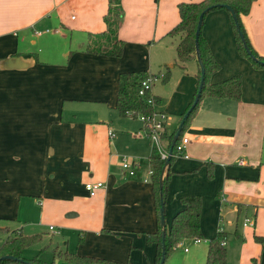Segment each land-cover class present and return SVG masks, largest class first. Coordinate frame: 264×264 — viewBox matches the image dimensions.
<instances>
[{
    "label": "crops",
    "instance_id": "0c3cea01",
    "mask_svg": "<svg viewBox=\"0 0 264 264\" xmlns=\"http://www.w3.org/2000/svg\"><path fill=\"white\" fill-rule=\"evenodd\" d=\"M192 1L200 0H121L123 53L109 56L85 49L90 35L106 27L108 0H0V233L6 234L0 246L13 231L40 233V242L49 238L40 248L53 246L52 258L27 255V248L23 256L64 264L58 252L70 251L120 264L155 261L157 244L148 235L160 228L161 213L151 151L130 157L140 163L137 175L124 171L120 145H131L140 133L107 118L104 106L115 108L122 72L157 74L169 65L167 83L178 67L168 104L161 91H152L160 97L158 111L168 121L178 118V127L197 93L199 64H174L178 42L170 38L177 35L169 32L180 21L178 4ZM242 24L264 56V0L253 2ZM202 33L221 64L211 81L240 72L243 93L240 99L204 95L191 115L183 135L188 156L173 150L164 173L167 230L185 207L181 198L200 195V239L225 231L235 236L226 240L231 264H264V244L255 239L264 236V68L241 55L226 8L206 15ZM41 42L44 48H36ZM86 181L103 186L90 195ZM243 211V226L233 230L225 216ZM248 218L254 225L245 224ZM12 220L22 225L10 228Z\"/></svg>",
    "mask_w": 264,
    "mask_h": 264
},
{
    "label": "trees",
    "instance_id": "16d2710c",
    "mask_svg": "<svg viewBox=\"0 0 264 264\" xmlns=\"http://www.w3.org/2000/svg\"><path fill=\"white\" fill-rule=\"evenodd\" d=\"M255 0H200L192 2H180L178 4V9L180 13V21L170 30L169 34L179 35V41L176 45V60L174 64L180 65L182 67L191 60H195L198 64V56L195 45L196 30L198 26V21L201 12L210 7L211 5H216L215 10L218 8H224L222 4H229L237 14L239 23L242 31L244 32L247 43L252 51L250 54L241 39L235 20L232 17V26L236 34L237 45L242 56L248 58L252 65L257 69L264 68V56L260 55L250 43L247 34L245 32L244 26L242 24V15L247 14L252 4ZM209 11V12H210ZM208 12V13H209ZM207 13V14H208ZM206 14V15H207ZM206 17V16H205ZM104 21L106 27L103 31L90 35L88 41L86 42V51L92 53L105 54L109 56H120L123 53L124 40L119 37V28L122 21V5L121 0H108V10L104 15ZM204 24V23H203ZM203 28V27H202ZM200 51L202 59L205 65L206 74L205 81L203 85V90L201 98L204 95H210L218 98H234L240 99L243 93V77L241 73H236L233 76L220 81L212 82L211 75L221 68L220 62L214 57L209 43L203 33L201 32L199 40ZM163 73V80L167 81L170 78L171 67L166 65L164 69L160 70ZM157 74H151L147 70H134V71H124L119 76V86H118V99L115 108L118 109L122 116L138 117L139 114H149L154 111V103H149L146 99L139 94V89L142 82L150 76H155ZM199 80L201 78V68L199 65L198 72ZM148 95H153L155 104L159 103L160 97L153 94L150 90ZM200 98V99H201ZM194 101V100H193ZM192 101V103H193ZM200 100L194 107V109L189 114L186 122L184 124L182 133L178 140H180L183 135L185 128L190 120L191 115L197 109ZM182 114L187 112L189 107ZM176 129L169 131L167 128L161 134L163 145L166 149L170 148L171 141L176 132ZM175 148V147H174ZM175 153V149H174ZM173 156L171 157V160ZM149 160L152 166L153 173L151 174L152 181L154 183V188L156 191V196L160 204L161 192L166 196V177H164V188L160 187V180L162 170L165 166L166 159L161 157V154L157 148L152 144L151 154ZM170 160V163H171ZM169 163V165H170ZM167 165V168H169ZM140 168L136 169V175L139 173ZM135 176V175H133ZM185 207L178 211L173 217L172 224L167 230L165 245H166V259L169 254L175 249V247L180 244L185 239L202 238L203 231L201 228V210H202V197L200 195H189L181 198ZM6 230V229H5ZM108 230V229H107ZM0 231H3L0 228ZM109 231V230H108ZM13 237L10 240H6L0 246V257L6 254H13L17 257L24 258L27 261L20 260H2L0 264L16 263V264H30L33 262L35 264H61L57 263L56 259L52 262H47L39 259L38 256L31 258L23 256V250L31 245H34L42 240L43 234H32L26 235L23 233H17L13 231ZM149 242L157 244V254L155 261L151 264H159L162 254V227L154 232L149 233ZM256 241L264 244L263 235H255ZM227 234L225 231H219L213 237L208 240V252L205 264H231L227 257V247H226ZM59 255V256H58ZM57 257H62L65 261L64 264H120L114 261L101 259L93 257L90 255H81L76 252L70 251H59ZM165 259V261H166ZM126 264H137L128 262Z\"/></svg>",
    "mask_w": 264,
    "mask_h": 264
},
{
    "label": "rangeland",
    "instance_id": "374dc122",
    "mask_svg": "<svg viewBox=\"0 0 264 264\" xmlns=\"http://www.w3.org/2000/svg\"><path fill=\"white\" fill-rule=\"evenodd\" d=\"M170 39L174 42H178L179 41V35L174 36ZM59 40H60V37H59ZM40 47L44 48L42 42L36 48H40ZM36 50L38 51V49H36ZM175 53H176V49H175ZM246 59H248V58H246ZM248 61L252 65V63L249 59H248ZM172 72H173V75L171 76L170 81H168L167 83L162 81L163 76L161 77L160 71L156 72L157 75L159 76L158 79H160V80L155 81L152 84L151 91L158 90L164 94L163 98H162V103L164 101H165V103H167V101L170 100L172 91L174 90V88L176 89L178 77L182 73V71L178 67H175L174 69H172ZM242 77H243V75H242ZM154 105H155L156 110H158L160 108V103L155 104V101H154ZM104 109H105V113L107 114V118L119 119V123H121L123 127L129 129L130 131H138L140 133V135H138L139 137L134 139L135 142L132 143L131 145L129 143H123V145H120V153L122 155H127L129 157H133V158L135 157V159H140V157H138L136 155L137 154L136 152H138V154L141 153L143 155H145V153L148 152V155H149L150 151H151V145H150L151 140H150V137L147 136L145 131H144V129L147 128V126L145 127V122L141 118V116L143 114H139V116L136 118L131 117V116L130 117L128 116L127 118H123L119 115V111H117L115 108H109L107 106H104ZM175 118L173 117V119H175ZM178 120H179L178 118L175 120H171V121H168V119H167L168 122L166 121L165 125L169 129H174V126L177 125ZM118 126H120V125H118V123H117L113 127L114 130H116L117 132L119 131V129L117 128ZM141 127H145L142 130V132L140 130ZM120 144H122V141H120ZM144 158H145V160H147V156ZM244 218H245L244 211L241 212L239 215L237 213H235L234 219H232L230 216H225V220H227V221L232 220V222H233L232 229L233 230L236 227L240 228L241 226H243ZM21 223H22L21 221L16 222V221L12 220L11 224H10V228H14V227L20 225ZM0 226H3V225H0ZM225 227L227 228L226 222L224 223V228ZM56 229H57V227H56ZM28 230H30V229H28L27 225L25 224V232H28ZM30 232H32V231H30ZM28 234H31V233H28ZM50 234L52 235L51 231H50ZM50 234L48 233V237L51 236ZM54 236H55V238H54V241H55L57 234H55ZM4 237H6V234L0 233V244H1L2 239ZM234 237H235L234 235L233 236L228 235L227 240L230 241V239H231L232 241H234ZM46 242L49 243V238H48V241H46ZM46 242H39V243H36L34 245L29 246L26 249L25 253H27V255H31V254H35L38 252L39 253L38 255H40L42 252L41 256L43 258L51 259L53 256V249H54L53 246H51V247H49V246L45 247L44 246L43 251L40 248L41 245L43 246V244H45ZM181 243L183 245L178 244L175 247V249L169 254V256L167 257L164 264H205V258H206V253H207V251L205 253V249L207 250V248H208V239L203 238L199 244H195L193 242V239H187V240L185 239ZM185 246H188L190 248V250L185 251V248H184Z\"/></svg>",
    "mask_w": 264,
    "mask_h": 264
},
{
    "label": "built area",
    "instance_id": "2783aa9c",
    "mask_svg": "<svg viewBox=\"0 0 264 264\" xmlns=\"http://www.w3.org/2000/svg\"><path fill=\"white\" fill-rule=\"evenodd\" d=\"M161 77L163 76V73H160ZM159 76H150L147 79H145L139 89V94L143 96L147 102L154 103L153 95H148V92L152 88V84L155 80H158ZM143 121L145 122V127L147 126L146 130L148 131V136L150 137V140L152 141V144L157 148L159 153L161 154V157L164 159H167L169 156V150L166 149L163 145L161 134L165 130V123L168 119V116L165 112L161 111H154L149 114H143L141 116ZM110 136H114V131H109ZM189 142V138L187 136H183L180 140H178L175 144V152L178 155H184L188 156L187 153V144ZM122 168L124 171L129 173L131 176L136 175V169L140 166V163L134 159H131L130 157L123 156L122 157ZM150 173H153V170H150ZM103 186V181H86L85 182V188L88 190L90 195H95L98 188ZM245 224L254 225V221L251 219H247ZM54 227L51 226V229ZM195 241H201L200 238H195ZM180 244H182L180 242ZM187 249V248H186Z\"/></svg>",
    "mask_w": 264,
    "mask_h": 264
},
{
    "label": "water",
    "instance_id": "95a60500",
    "mask_svg": "<svg viewBox=\"0 0 264 264\" xmlns=\"http://www.w3.org/2000/svg\"><path fill=\"white\" fill-rule=\"evenodd\" d=\"M222 6L224 8H226L231 13L232 17L235 20L239 35H240L241 39L243 40V43H244L247 51L250 54H252V51H251V49H250V47H249V45L247 43V40L245 38L244 32L241 29V26H240V23H239V19L237 17L236 12L227 3L226 4H222ZM215 7H216V5H211L210 7H207L206 9H204L201 12L200 17H199L198 26H197V30H196L195 45H196L199 65H200V68H201V78H200L198 90H197V93L195 95L194 101H193L192 105L189 107V109L187 110V112L184 114L183 118L181 119V121H180V123H179V125H178V127L176 129V132H175V134L173 136V139L171 141V145H170V148H169V156L166 159V163H165V166H164V168L162 170V174H161V180H160L161 189L164 188V173H165V171L167 169V165L170 163L171 157L173 155L174 146H175L176 142L178 141V139H179V137H180V135L182 133L184 124L186 122V119L188 118L189 114L191 113V111L194 109V107L196 106V104L198 103V101L201 98L203 85H204V81H205L206 69H205V65H204V62H203V59H202V55H201V51H200L199 40H200V35H201V32H202V27H203L205 16L211 9H213ZM253 57H254V55H253ZM165 204H166V199H165L164 194L161 192L160 213H161L162 243H163V246H162L161 260H160L159 264H164L165 263V259H166V256H165L166 255L165 238H166V233H167V222H166V215H165ZM5 259L27 261L24 258L17 257V256H15L13 254H6V255L0 257V262L2 260H5ZM30 264H35V263L30 262Z\"/></svg>",
    "mask_w": 264,
    "mask_h": 264
}]
</instances>
